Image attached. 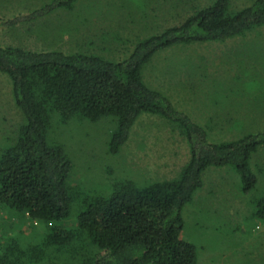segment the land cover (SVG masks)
<instances>
[{
	"label": "trees",
	"instance_id": "obj_1",
	"mask_svg": "<svg viewBox=\"0 0 264 264\" xmlns=\"http://www.w3.org/2000/svg\"><path fill=\"white\" fill-rule=\"evenodd\" d=\"M73 1L47 3L32 14L68 7ZM261 26L264 0L236 11L230 10L229 0H215L177 26L140 40L119 61L0 42V74L9 79L23 116L0 145V208L11 220L43 226L36 241L33 236L28 241L8 237L0 247V264H196L194 244L181 238L183 206L202 186L201 175L210 166H230L244 191L256 188L250 156L264 145V129L211 141L205 129L177 115L166 96L144 83L141 70L155 53L176 44L219 42ZM142 113L177 116L189 150L177 176L143 185L112 177L97 194L70 186L73 163L61 141L50 136L54 127L107 117L113 128L106 151L117 155ZM257 207L255 214L264 218V197ZM69 219L72 226L63 225Z\"/></svg>",
	"mask_w": 264,
	"mask_h": 264
},
{
	"label": "rangeland",
	"instance_id": "obj_2",
	"mask_svg": "<svg viewBox=\"0 0 264 264\" xmlns=\"http://www.w3.org/2000/svg\"><path fill=\"white\" fill-rule=\"evenodd\" d=\"M55 1L0 0V42L119 61L140 40L177 26L215 0H74L68 7L32 14ZM253 1L229 0L230 10ZM141 75L148 87L168 98L177 115L205 129L211 141L234 140L264 129V26L219 42L160 50L144 64ZM169 117L140 114L117 155L106 151L113 128L107 117L56 125L50 136L61 141L72 160L70 186L97 194L112 177L139 185L176 177L189 150L177 116ZM22 120L10 81L0 74V145ZM250 167L258 180L250 191L243 190L232 167L206 168L202 186L183 206L181 238L194 244L196 264H264V218L255 214L264 197V145L251 154ZM0 225V247L13 235L25 241L33 236L36 241L43 231L37 222L11 220L2 208ZM63 225L72 226V220Z\"/></svg>",
	"mask_w": 264,
	"mask_h": 264
}]
</instances>
